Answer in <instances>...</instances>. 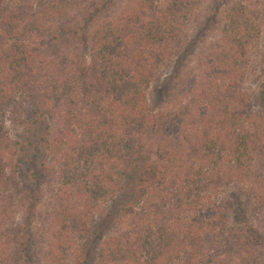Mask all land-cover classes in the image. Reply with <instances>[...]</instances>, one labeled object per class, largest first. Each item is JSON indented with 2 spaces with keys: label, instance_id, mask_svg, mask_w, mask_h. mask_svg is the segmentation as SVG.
Listing matches in <instances>:
<instances>
[{
  "label": "trees",
  "instance_id": "trees-1",
  "mask_svg": "<svg viewBox=\"0 0 264 264\" xmlns=\"http://www.w3.org/2000/svg\"><path fill=\"white\" fill-rule=\"evenodd\" d=\"M71 3L0 0V227L13 208L19 151L5 118L24 111L44 119L50 162L43 174L55 171L58 179L41 242L50 264L86 261L77 235L125 177L127 199L113 198L117 263L264 260V104L255 106L241 87L240 27L223 32L192 75L162 89L152 108L151 83L175 56L183 61L178 13L129 0L90 34L74 23L57 29L56 14ZM25 195L32 217L38 194ZM1 234L0 264H14L17 249L9 251Z\"/></svg>",
  "mask_w": 264,
  "mask_h": 264
},
{
  "label": "rangeland",
  "instance_id": "rangeland-1",
  "mask_svg": "<svg viewBox=\"0 0 264 264\" xmlns=\"http://www.w3.org/2000/svg\"><path fill=\"white\" fill-rule=\"evenodd\" d=\"M24 1L38 5L42 0ZM24 1L6 0V3L13 6ZM128 1L72 0V6L68 11L58 12L54 21L57 29H61L67 23H74L82 26L86 34H90L98 20L103 22L107 17L118 12ZM144 1L153 7L160 8L162 13L168 12L172 15L176 11L180 19L175 23L180 24L183 30L179 53V57L183 58V61L179 62L175 56V60L173 59L160 70V78L151 83L147 90V98L152 108L159 106L162 89L169 92L185 82L198 68L200 60H203L209 52L215 49L223 32L236 25L242 30L247 50L241 87L255 106L264 104V0ZM94 7H98L96 10L98 17L90 22L88 15ZM59 33L62 36V32L58 30ZM72 44L70 41V45ZM19 103L22 104L20 105L22 108L30 110L28 101L20 99ZM25 113L20 111L16 115L18 119L12 114L5 118L9 136L19 151L16 156L17 167L13 177L14 184H16V187L12 188L15 190L12 193L13 208L0 227L1 238L9 247V251L13 252L17 249L16 256L18 258L14 264H50L46 259L41 242L47 225L46 217L51 211L53 197L58 189V179L54 170V172L43 174L42 164L50 162L45 150L47 132L44 119H41L37 114L28 116L29 119H27ZM32 173L35 175V179L30 177ZM121 182L123 189L117 190L113 194V198L117 197L118 199L119 197V201L126 198L130 181L125 177ZM26 192H37L38 194L37 207L32 217L26 210L27 206H30L25 195ZM113 198L109 195L99 201L98 208L93 210V221H88L86 225L87 231H80L77 235V240L84 249L81 259L86 261L83 264H119L117 261L120 251L115 250L112 241L119 234L115 222L119 213L118 203ZM24 239L25 244L20 247L19 245ZM106 241L111 242L109 247L105 246L107 245ZM69 260L71 259L69 258ZM69 260L67 264H71ZM257 260V264H264V260Z\"/></svg>",
  "mask_w": 264,
  "mask_h": 264
}]
</instances>
